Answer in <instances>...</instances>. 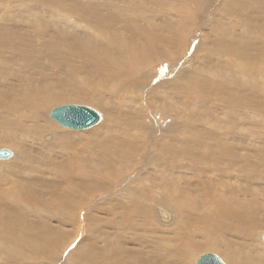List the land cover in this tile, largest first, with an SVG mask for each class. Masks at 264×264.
<instances>
[{
	"label": "bare ground",
	"instance_id": "bare-ground-1",
	"mask_svg": "<svg viewBox=\"0 0 264 264\" xmlns=\"http://www.w3.org/2000/svg\"><path fill=\"white\" fill-rule=\"evenodd\" d=\"M0 150V264H264V0H0Z\"/></svg>",
	"mask_w": 264,
	"mask_h": 264
},
{
	"label": "water",
	"instance_id": "water-1",
	"mask_svg": "<svg viewBox=\"0 0 264 264\" xmlns=\"http://www.w3.org/2000/svg\"><path fill=\"white\" fill-rule=\"evenodd\" d=\"M51 117L59 123L74 130L86 129L94 126L100 116L91 108L79 105H62L51 111ZM5 155L6 150H0ZM264 241V236H263ZM196 264H224L219 257L210 254H202Z\"/></svg>",
	"mask_w": 264,
	"mask_h": 264
},
{
	"label": "rangeland",
	"instance_id": "rangeland-1",
	"mask_svg": "<svg viewBox=\"0 0 264 264\" xmlns=\"http://www.w3.org/2000/svg\"><path fill=\"white\" fill-rule=\"evenodd\" d=\"M68 104H78V103H62V104H59V105H57V106H60V105H68ZM78 105H82V106H85V105H83V104H78ZM55 107V106H54ZM86 107H89V108H91L92 110H94L100 117H101V115H100V112H99V110L98 109H96L95 107H91L90 105L88 106V105H86ZM100 120V119H99ZM61 126V125H60ZM73 130V129H72ZM92 211V210H91ZM95 211V210H94ZM88 211L86 210L85 211V213H87ZM85 213H84V215H85ZM80 215H83V213H81ZM81 217V216H80ZM82 225H83V223H82ZM264 229V228H263ZM262 229V231H264ZM261 231H260V229L258 230V234L260 233ZM83 234V227L81 228V230H80V232H79V234H78V237H77V235L75 236V237H77V239L79 238V236L80 235H82ZM74 237V238H75ZM202 251H204V250H202ZM201 251V252H202ZM205 252H209V251H204L203 253H205ZM200 253V252H199ZM203 253H201V254H203ZM200 254V255H201Z\"/></svg>",
	"mask_w": 264,
	"mask_h": 264
}]
</instances>
